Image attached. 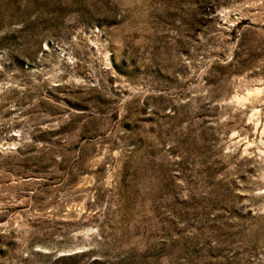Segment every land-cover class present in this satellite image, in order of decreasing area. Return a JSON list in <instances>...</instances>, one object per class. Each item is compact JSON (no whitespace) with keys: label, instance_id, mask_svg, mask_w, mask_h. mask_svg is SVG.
I'll return each instance as SVG.
<instances>
[{"label":"rangeland","instance_id":"obj_1","mask_svg":"<svg viewBox=\"0 0 264 264\" xmlns=\"http://www.w3.org/2000/svg\"><path fill=\"white\" fill-rule=\"evenodd\" d=\"M263 121L264 0H0V264H264Z\"/></svg>","mask_w":264,"mask_h":264},{"label":"bare ground","instance_id":"obj_2","mask_svg":"<svg viewBox=\"0 0 264 264\" xmlns=\"http://www.w3.org/2000/svg\"><path fill=\"white\" fill-rule=\"evenodd\" d=\"M260 92V90L259 89H253L252 91H248V92H246L242 97H240L239 99H238V102L240 101H243L244 99H248L250 96H252V97H256L257 95H258V93ZM258 114V112L257 111H254L252 114H251V116H253V115H257ZM263 127H262V131H261V133H263L264 134V121H263V125H262ZM262 143L264 144V139H263V141H262Z\"/></svg>","mask_w":264,"mask_h":264}]
</instances>
